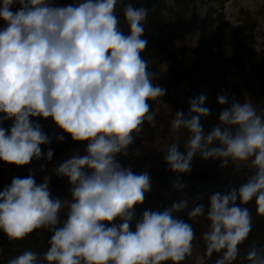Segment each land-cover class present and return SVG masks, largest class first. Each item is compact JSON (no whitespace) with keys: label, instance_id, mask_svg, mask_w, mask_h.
<instances>
[{"label":"clouds","instance_id":"1","mask_svg":"<svg viewBox=\"0 0 264 264\" xmlns=\"http://www.w3.org/2000/svg\"><path fill=\"white\" fill-rule=\"evenodd\" d=\"M18 3L17 11L12 6ZM118 0H82L57 7L48 0H2L0 19V123L12 119L10 134L0 127V160L28 165L42 156V144L50 143L39 123L30 117H51L74 141H87L86 154L73 155L54 168L68 177L71 199L52 197L50 176L37 184L32 176L14 177L0 191V230L10 241L23 240L35 230L53 234L43 254L25 251L8 264H182L193 254L194 228L176 213L187 201L174 202L163 210L136 206L151 191L150 175L135 174L118 156L143 132L155 126V101L166 90L153 84L154 74L142 58L147 40L142 39L149 10L123 6L130 34H124L116 15ZM205 95L189 101L186 116L176 112L172 128L186 129L185 152L173 143L165 162L176 173H190L199 154L219 160L224 169L232 162L250 163L255 173L239 188L210 196L207 211L197 205L190 218L210 221L203 234L206 255L222 254L215 264H232L239 245L252 230L247 205L255 198L258 214L264 215V117L245 100L218 96L226 106L219 123L205 134L200 117L210 115ZM60 141L64 136H59ZM186 153V154H185ZM53 151L47 152L51 161ZM43 168V166H41ZM239 201V204L237 203ZM67 209L66 220H59ZM117 221H119L117 223ZM107 222V223H105ZM251 264H264V250L247 255Z\"/></svg>","mask_w":264,"mask_h":264},{"label":"trees","instance_id":"2","mask_svg":"<svg viewBox=\"0 0 264 264\" xmlns=\"http://www.w3.org/2000/svg\"><path fill=\"white\" fill-rule=\"evenodd\" d=\"M78 0H63V5H76ZM206 5V11L199 22V37L193 49L194 59L190 68H186L180 58L185 51L189 36L193 31V24H189L187 17L194 13L197 0H132L120 5L118 19L121 31L128 35L130 27L124 19L123 6L132 4L135 8L144 7L149 10L147 21L144 24L142 39L147 40V46L142 58L148 62V66L156 68L157 60L162 58L167 63V72L156 73V81L166 94L157 99L166 102L171 109L169 119H175L176 112L182 111L189 115V101L193 98L205 95L204 106L210 109V115L200 117V123L205 134L219 123V115L222 106L218 103L219 95H226L229 105L232 99L237 102H250L257 113L264 117V35L257 39L259 20L256 13L249 9H242L240 25L232 28L231 37L235 43L232 56L224 54V44L229 27L227 13L223 6L217 8L212 4L214 0H200ZM2 4V0H0ZM21 6L15 3L13 11ZM264 10V7L262 11ZM6 22L0 19V30L6 27ZM157 70V68H156ZM235 72L238 79L231 83L229 74ZM188 82V89L182 98L172 95L173 88L180 81ZM153 103V101H151ZM5 114L0 113V117ZM30 121L39 120L45 124L49 118L30 117ZM12 119H5L0 123L10 134L13 125ZM42 131L48 136L50 143L42 144V156L33 159L28 165L17 166L0 160V191L10 186L14 177L25 178L32 176L37 184L43 182L44 176H50L49 191L54 198L61 200L71 199L72 185L68 177H58L54 174V168L62 161L78 155L87 141H74L70 134L64 133V140L60 141L49 127L41 126ZM180 137L174 140L180 146L179 151L185 152L190 133L186 129H179ZM159 133L158 126H150L148 122L143 125V132L137 136L128 148L127 155L118 156V160L124 167H130L135 174L148 173L156 179V188L146 194L144 204L136 206V217L130 225L135 230V221L139 219L144 210H163L174 202L187 201L188 207L182 212L176 213L192 225L195 232L193 246L199 244L202 250L201 261H198L193 249L191 257L182 264H215L222 254L214 253L211 257L206 255V245L203 234L209 230L210 221L204 216L190 218L188 213L197 205L206 208L209 205L210 196L216 192L226 193L230 188H239L250 176L255 173L254 167H237L230 160L229 165L221 169L219 160H205L197 154L191 163L190 173L173 172L165 162V153L154 145ZM53 151L51 161L47 159L49 149ZM186 154V153H185ZM43 166V168L41 167ZM11 173L7 180L4 175ZM239 204V201L237 202ZM251 213L252 230L248 238L239 245V256L232 264H251L247 255L253 249L264 250V215L258 214L255 198L247 205ZM65 208L59 215L62 223L66 220ZM119 221H117L118 223ZM107 223V222H105ZM52 232L47 229L35 230L23 240L10 241L5 233L0 230V244L4 248V261L0 264H8V261L25 251H34L43 254L50 247L49 240ZM164 264H172L171 261Z\"/></svg>","mask_w":264,"mask_h":264},{"label":"rangeland","instance_id":"3","mask_svg":"<svg viewBox=\"0 0 264 264\" xmlns=\"http://www.w3.org/2000/svg\"><path fill=\"white\" fill-rule=\"evenodd\" d=\"M264 7V0L262 4L259 5L258 9L251 10L253 13L257 14L258 20H259V27H258V33H257V39L261 41L263 35H264V10L262 11ZM250 10V9H249ZM206 11V5L202 3L200 0H197V7L195 9V12L187 17V21L189 24H193V31L191 35L188 38L187 46L184 52L180 54V58L185 64L186 68H190L189 64L191 60L194 58L193 49L197 44L198 37H199V22L204 15ZM224 45L229 46L227 49L225 55L230 54L231 49L233 46H235L232 41L226 42ZM157 68V70H156ZM156 68H152L151 66H148V71L154 74L153 77V84L159 85V83L156 81V73L159 71L160 73L167 72V63L162 59H158L156 63ZM238 79V76L235 72H232L229 74V80L231 83L235 82ZM161 87V85H159ZM188 89V82L183 80L177 83V85L172 90V95L182 98ZM152 100H149L148 103L151 105V111L156 113L155 118V125L159 127V133L155 140V146L158 148L159 151L166 154V150L169 146H171V143L174 140L179 139L180 137V131L174 130L172 128V121L174 119H169L168 115L171 114V109L169 108L168 104L162 100L156 99L151 103ZM86 147L87 144L83 147L82 151L78 153L79 156H83L86 154ZM237 167H244V166H251L250 163H243V162H235ZM252 167V166H251ZM10 176H12L11 173L4 175V179L7 180ZM151 183V190H154L156 188V179L154 177H151L150 180ZM194 252L196 253V256L198 258V261H201L202 258V250L200 248L199 244H195L193 246Z\"/></svg>","mask_w":264,"mask_h":264},{"label":"built area","instance_id":"4","mask_svg":"<svg viewBox=\"0 0 264 264\" xmlns=\"http://www.w3.org/2000/svg\"><path fill=\"white\" fill-rule=\"evenodd\" d=\"M129 1H132V0H118L117 6H116L117 16L119 14L120 5L127 3ZM137 1H143V0H137ZM48 2L53 6H57V7L64 6L63 0H48ZM80 2H82V0H78L77 4ZM212 4L215 5L217 8H220L221 6H223V9L227 13V17L229 20V27L227 28L225 43L228 41H232V43L235 45L231 37L232 28L241 24L242 22L241 12L243 8L250 9V10H254V8H250L248 4V0H214ZM37 123H39L41 126L49 127L50 130L53 131L57 136L65 133L64 130L61 129L51 117H49V120L45 124H42L39 120L37 121ZM3 253H4V248L0 244V263L4 261Z\"/></svg>","mask_w":264,"mask_h":264},{"label":"crops","instance_id":"5","mask_svg":"<svg viewBox=\"0 0 264 264\" xmlns=\"http://www.w3.org/2000/svg\"><path fill=\"white\" fill-rule=\"evenodd\" d=\"M262 0H248V4L250 6V8H254V9H258L259 5L261 4ZM229 48V46L226 47V45H224V54L226 53L227 49ZM235 50V46H233V48L230 51V54H227L226 56H232ZM194 59V58H193ZM193 59L191 60L189 67H191Z\"/></svg>","mask_w":264,"mask_h":264}]
</instances>
